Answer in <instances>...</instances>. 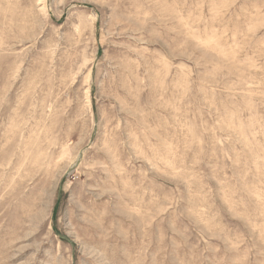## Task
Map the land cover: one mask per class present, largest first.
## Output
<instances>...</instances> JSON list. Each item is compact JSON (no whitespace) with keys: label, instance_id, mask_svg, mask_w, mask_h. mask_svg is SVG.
<instances>
[{"label":"rangeland","instance_id":"obj_1","mask_svg":"<svg viewBox=\"0 0 264 264\" xmlns=\"http://www.w3.org/2000/svg\"><path fill=\"white\" fill-rule=\"evenodd\" d=\"M0 264H264V0H0Z\"/></svg>","mask_w":264,"mask_h":264}]
</instances>
